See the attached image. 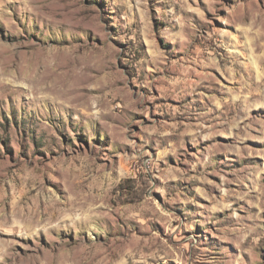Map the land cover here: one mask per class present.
<instances>
[{
    "label": "rangeland",
    "instance_id": "rangeland-1",
    "mask_svg": "<svg viewBox=\"0 0 264 264\" xmlns=\"http://www.w3.org/2000/svg\"><path fill=\"white\" fill-rule=\"evenodd\" d=\"M264 264V0H0V264Z\"/></svg>",
    "mask_w": 264,
    "mask_h": 264
},
{
    "label": "bare ground",
    "instance_id": "bare-ground-1",
    "mask_svg": "<svg viewBox=\"0 0 264 264\" xmlns=\"http://www.w3.org/2000/svg\"><path fill=\"white\" fill-rule=\"evenodd\" d=\"M22 261H23V259H22ZM22 263L24 264V261Z\"/></svg>",
    "mask_w": 264,
    "mask_h": 264
}]
</instances>
